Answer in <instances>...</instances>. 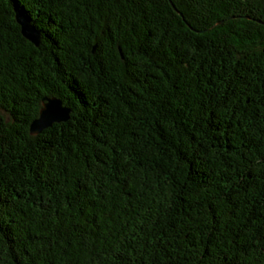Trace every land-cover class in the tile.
Instances as JSON below:
<instances>
[{"label":"trees","instance_id":"trees-1","mask_svg":"<svg viewBox=\"0 0 264 264\" xmlns=\"http://www.w3.org/2000/svg\"><path fill=\"white\" fill-rule=\"evenodd\" d=\"M0 264H264V0H0Z\"/></svg>","mask_w":264,"mask_h":264},{"label":"water","instance_id":"water-1","mask_svg":"<svg viewBox=\"0 0 264 264\" xmlns=\"http://www.w3.org/2000/svg\"><path fill=\"white\" fill-rule=\"evenodd\" d=\"M23 34L36 44L39 43V34L26 21L21 20ZM69 110L63 102L56 97H45L39 115L30 124L32 134H38L43 129L51 126L54 122L65 121L68 118Z\"/></svg>","mask_w":264,"mask_h":264}]
</instances>
